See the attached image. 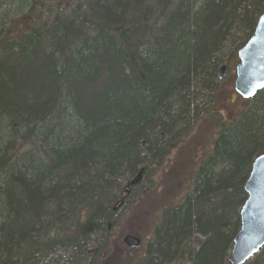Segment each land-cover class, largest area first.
Masks as SVG:
<instances>
[{
	"label": "trees",
	"instance_id": "obj_1",
	"mask_svg": "<svg viewBox=\"0 0 264 264\" xmlns=\"http://www.w3.org/2000/svg\"><path fill=\"white\" fill-rule=\"evenodd\" d=\"M262 14L264 0H0V264H230L264 89L226 118L219 71ZM204 117L211 148L137 253L129 211Z\"/></svg>",
	"mask_w": 264,
	"mask_h": 264
},
{
	"label": "rangeland",
	"instance_id": "obj_2",
	"mask_svg": "<svg viewBox=\"0 0 264 264\" xmlns=\"http://www.w3.org/2000/svg\"><path fill=\"white\" fill-rule=\"evenodd\" d=\"M235 67L236 64L230 71H227L219 92V97L226 100H222L217 108L226 118H231L244 107L243 98L235 91ZM209 124L208 117L202 118L186 138L182 150L179 148L174 151L164 173L157 177L156 183L150 186L149 190L146 189L149 200L141 202L137 200L129 211L130 224L125 227L129 231H126L123 239L129 234L140 238L142 243L137 253H143L147 242L152 238L154 227L160 220L162 210L169 204L180 201L190 189L194 178L192 168L196 171L197 164L211 148L213 128L209 127ZM186 167L190 168V171L188 178L184 179L183 170Z\"/></svg>",
	"mask_w": 264,
	"mask_h": 264
},
{
	"label": "water",
	"instance_id": "obj_3",
	"mask_svg": "<svg viewBox=\"0 0 264 264\" xmlns=\"http://www.w3.org/2000/svg\"><path fill=\"white\" fill-rule=\"evenodd\" d=\"M238 60L235 91L244 99H251L264 89V14L259 17L253 35L238 50ZM227 70L226 65L221 67V79ZM245 191L248 197L240 210L241 227L228 255L230 264H246L264 247V153L254 159ZM123 241L129 248L142 243L130 234Z\"/></svg>",
	"mask_w": 264,
	"mask_h": 264
}]
</instances>
